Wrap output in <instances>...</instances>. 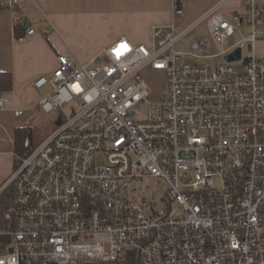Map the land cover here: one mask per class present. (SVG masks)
<instances>
[{
    "label": "built area",
    "instance_id": "2783aa9c",
    "mask_svg": "<svg viewBox=\"0 0 264 264\" xmlns=\"http://www.w3.org/2000/svg\"><path fill=\"white\" fill-rule=\"evenodd\" d=\"M244 1L247 14L236 22L210 10L207 34L186 50L175 44L194 25L174 21L153 27L150 47L121 37L86 63L67 49L33 80L36 90L49 86L41 111H70L15 154L0 264H264V58L255 55L264 8ZM171 11L180 18L184 0H171ZM121 44L127 51L118 57ZM237 47L240 59L224 61ZM212 57L222 62L183 63ZM148 71L164 79L157 99ZM8 108L0 94V109ZM143 179L165 183L158 202L133 187Z\"/></svg>",
    "mask_w": 264,
    "mask_h": 264
},
{
    "label": "crops",
    "instance_id": "0c3cea01",
    "mask_svg": "<svg viewBox=\"0 0 264 264\" xmlns=\"http://www.w3.org/2000/svg\"><path fill=\"white\" fill-rule=\"evenodd\" d=\"M258 3L264 8V0ZM213 8L231 22L247 14L244 0H184V13L176 20L171 0H24L15 9L10 8L9 0H0V72H10L12 78L11 88L0 91L9 106L0 109V192L8 186L15 166L16 128L28 127L34 116L40 115L37 102L46 93L42 94V90H49L47 85L36 90L33 80L50 74L60 53L70 49L80 62L86 63L121 37L135 45L151 46L154 26L174 21L194 25L190 34L206 22L203 18ZM22 19L33 29L32 34H27L24 22L14 31V23ZM248 29L245 22L241 23L244 33ZM260 31L255 55L264 58V24ZM200 33L184 42L185 46L203 35ZM13 107L22 108L23 113L14 116ZM56 119L57 115L54 122ZM24 146L27 150L33 148L31 139Z\"/></svg>",
    "mask_w": 264,
    "mask_h": 264
},
{
    "label": "rangeland",
    "instance_id": "374dc122",
    "mask_svg": "<svg viewBox=\"0 0 264 264\" xmlns=\"http://www.w3.org/2000/svg\"><path fill=\"white\" fill-rule=\"evenodd\" d=\"M204 27H206V22L204 23L201 22L199 26L196 27L195 30H193L190 34L186 35L183 38V40L177 42L175 44V48L180 49V50H186L187 47L185 46L184 42L191 40L194 37L195 33L198 34L199 32H201L200 34H203V35L207 34V30L204 29ZM239 37L240 36L237 33L234 34V36L230 37L229 46H231L232 43L234 44L235 43L234 41L237 42L239 40ZM229 46L225 47V49L228 48ZM212 49H213V45L211 44L209 46L210 52L212 53L217 52L215 50L213 51ZM242 53L244 55H247L248 54L247 49L242 47ZM199 61L202 63L215 65V64H219L222 62V57H219V58L212 57L206 60H196V59H191V58H184L183 63L199 62ZM144 78L149 84L150 92L154 97L153 99L159 98L160 94L163 92V89L165 87L164 79L161 76V74H158L153 71H148L144 74ZM47 90H48V87L47 88L45 87L42 90V94L45 93ZM69 111H70V105L64 104L61 108H58L56 111L49 112V113L41 111L40 115H35L33 120H31L28 126L32 147L37 146L49 134H51L55 130L56 128V125L54 123L55 115L66 117L69 115ZM96 162L101 163V159H96ZM132 185L135 188L140 187L144 189L147 195L150 196L151 199L153 195L156 202H158L161 199L162 194H164V192L166 191V185L162 180L143 179L142 182H139V183L135 182V183H132ZM171 212L172 214H178L180 212L178 209V206L175 204H172Z\"/></svg>",
    "mask_w": 264,
    "mask_h": 264
},
{
    "label": "trees",
    "instance_id": "16d2710c",
    "mask_svg": "<svg viewBox=\"0 0 264 264\" xmlns=\"http://www.w3.org/2000/svg\"><path fill=\"white\" fill-rule=\"evenodd\" d=\"M21 22L14 23V31L22 27ZM18 37L19 34L15 33ZM12 86V78L10 72H0V91L9 90ZM26 138H29L30 134L28 127H18L15 131V150L18 153H22L27 150L24 146ZM13 206V187L8 185L4 190L0 192V226L4 224L3 214L11 209Z\"/></svg>",
    "mask_w": 264,
    "mask_h": 264
},
{
    "label": "water",
    "instance_id": "95a60500",
    "mask_svg": "<svg viewBox=\"0 0 264 264\" xmlns=\"http://www.w3.org/2000/svg\"><path fill=\"white\" fill-rule=\"evenodd\" d=\"M240 57H241V48L237 47L233 51L225 54L223 59L226 62H233V61H238L240 59ZM54 123H55V125H59L61 123V118L57 117V119L55 120ZM26 141H28V138L26 139Z\"/></svg>",
    "mask_w": 264,
    "mask_h": 264
},
{
    "label": "snow or ice",
    "instance_id": "6c2138e0",
    "mask_svg": "<svg viewBox=\"0 0 264 264\" xmlns=\"http://www.w3.org/2000/svg\"><path fill=\"white\" fill-rule=\"evenodd\" d=\"M114 51L116 52L117 56L119 57V55L122 54V51H127V45L121 44L118 46V48L114 49Z\"/></svg>",
    "mask_w": 264,
    "mask_h": 264
}]
</instances>
